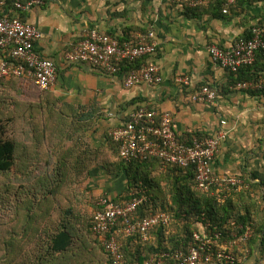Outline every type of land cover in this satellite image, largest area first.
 <instances>
[{
  "label": "crops",
  "instance_id": "1",
  "mask_svg": "<svg viewBox=\"0 0 264 264\" xmlns=\"http://www.w3.org/2000/svg\"><path fill=\"white\" fill-rule=\"evenodd\" d=\"M10 10L0 8V18H9L10 12L13 18L36 27L40 38L35 42V50L56 67V82L43 93L26 79H14L18 80L20 89L34 94L28 101L34 105L42 103L43 108L64 110L66 116L79 117L88 126L84 136H53V140L57 137L56 140L69 146L80 138L87 145L86 150L101 148L99 163L108 152L103 145L106 135L125 123L131 112L144 107L169 113L178 136L222 135L213 171L253 183L258 189L254 192L255 199L247 201V205L262 209L264 94L235 90L234 77L213 63L208 48L211 45L229 48L239 38L246 37L251 27L264 20V0H236L226 14L222 13L223 0H213L201 9H187L175 0H45L43 6L25 12ZM90 30L114 37L121 45L131 43L138 34L153 32L155 54L140 58L135 66L155 65L161 82L125 88L120 75L66 61V54ZM252 70L264 75V55H257ZM180 77L189 78L187 87L176 82ZM23 82L32 86L22 85ZM204 86L217 92L216 101L192 102L191 95ZM88 170L92 178L85 185L91 186L94 198H113L125 189L122 174L109 176L101 165ZM118 239L122 245L121 238ZM234 253L235 264H264V252L259 244L241 246Z\"/></svg>",
  "mask_w": 264,
  "mask_h": 264
},
{
  "label": "trees",
  "instance_id": "2",
  "mask_svg": "<svg viewBox=\"0 0 264 264\" xmlns=\"http://www.w3.org/2000/svg\"><path fill=\"white\" fill-rule=\"evenodd\" d=\"M5 9L16 10L11 3ZM11 15L9 12L10 19H18ZM248 37L249 33L243 38ZM137 61L132 65L123 64L121 72L141 67L135 66ZM253 65L230 73L234 77L232 83L264 80V75L259 76L252 70ZM11 81L14 79H0V91L11 85ZM35 137L19 144L8 136L6 124L0 118V177L5 180L16 174L22 180L18 185L20 190L8 180L0 183L4 209L3 218L0 216V264H111L98 237L91 231L99 198H94L91 186L85 185L92 178L88 169L100 165L107 175L122 174L125 178L123 192L113 198L106 196V199L120 205L133 199L141 200L137 218L160 212L171 217L167 226L150 229L146 240L139 235L124 239L119 236L128 262L143 264L150 257L186 252L194 233H220L221 240L226 241L232 232H243L234 231L233 225L251 227V237L242 247L259 244L264 252V204L261 210L247 205V201L255 199L254 192L258 189L250 181L243 179L248 188L235 189L225 197L214 190L203 193L195 188L193 168L181 169L157 159L124 162L110 135H106L103 143L105 151L108 150L106 158H101L99 163L101 148L86 150L87 145L80 138L67 146L56 140L58 136L55 140L53 136ZM192 137L202 138L177 135L178 140L186 144ZM110 158L115 161L110 163ZM42 164L49 166L53 175L43 177L44 181L40 176L37 182L36 179L30 182V174H35V169ZM88 196L90 200L86 199Z\"/></svg>",
  "mask_w": 264,
  "mask_h": 264
},
{
  "label": "built area",
  "instance_id": "3",
  "mask_svg": "<svg viewBox=\"0 0 264 264\" xmlns=\"http://www.w3.org/2000/svg\"><path fill=\"white\" fill-rule=\"evenodd\" d=\"M213 0H175L187 9H201ZM11 3L21 12L41 7L45 0H0V8ZM236 0H223L222 13L233 6ZM40 38L36 27L19 19L0 18V79H26L40 92L51 89L56 82V67L51 60L37 54L35 42ZM157 44L151 31L138 34L129 44L121 45L118 40L96 30H90L74 50L66 54L71 63L94 66L108 74L121 75L125 88L140 84L156 85L161 82L158 67L153 64L132 68L121 72L125 63L134 64L145 56L154 55ZM208 52L213 63L235 74L240 69L252 66L258 53L264 54V20L251 27L248 38H239L229 48L211 45ZM176 82L183 87L189 85L188 77H180ZM235 90L264 92V80L241 81L234 84ZM217 92L207 86L197 89L190 97L194 103L212 104ZM224 124V122L222 123ZM111 139L119 147V158L124 162L157 159L162 164L181 169L193 168L195 188L203 193L214 190L225 197L227 193L248 185L242 178L218 175L212 169L213 160L219 151L221 134L216 137H192L188 144L178 140L169 113H158L140 107L128 115L126 122L113 129ZM222 197V198H223ZM141 200L133 199L124 205L116 204L106 198H99L93 215L92 234L107 253L111 264H138L128 262L118 237L128 238L139 235L146 240L148 232L155 226H167L171 217L160 212L143 218L136 217ZM230 239L221 240L220 233H194L189 249L150 257L143 264H208L222 262L237 263L236 248L246 244L251 237V227L233 225Z\"/></svg>",
  "mask_w": 264,
  "mask_h": 264
},
{
  "label": "rangeland",
  "instance_id": "4",
  "mask_svg": "<svg viewBox=\"0 0 264 264\" xmlns=\"http://www.w3.org/2000/svg\"><path fill=\"white\" fill-rule=\"evenodd\" d=\"M10 83L11 85L0 91V118L4 121V124H6L8 136L15 138L19 144H22L26 138H36L35 136H38L39 138L41 136H84L83 132L87 131L88 126L83 124L79 117L66 116L64 110H54L48 106L43 108L42 103L34 105L33 102H29L34 94H31L25 89H20L21 86L18 80L11 81ZM22 85L31 84L23 82ZM41 96L42 95L39 96V99ZM6 119L11 121L6 122ZM18 157L19 159L21 158L20 147L18 149ZM19 165L21 167L22 164ZM35 172V174H30V182H34V179L39 178L40 176H42L41 178L43 179V177H49L52 174L51 168L44 164L39 166L37 170L35 169ZM17 176L18 175L16 174H11L5 180L0 177V183L8 180L12 184H15L14 186L19 189L18 185L21 184L22 180ZM0 188H2L1 184ZM3 214L2 194L0 193L1 218H3ZM0 233L2 234L1 230ZM95 248L97 249L96 245Z\"/></svg>",
  "mask_w": 264,
  "mask_h": 264
}]
</instances>
